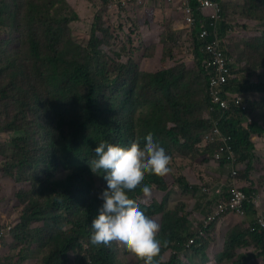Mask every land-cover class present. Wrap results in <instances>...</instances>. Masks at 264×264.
Wrapping results in <instances>:
<instances>
[{
	"label": "trees",
	"instance_id": "trees-1",
	"mask_svg": "<svg viewBox=\"0 0 264 264\" xmlns=\"http://www.w3.org/2000/svg\"><path fill=\"white\" fill-rule=\"evenodd\" d=\"M165 1L173 11L172 19L166 21L170 37L173 38L174 33L184 36L183 46L189 49L187 55L193 61L189 64L184 59L179 63L174 60L173 50L166 48L162 42L161 25L153 20L149 23L151 28L141 24L147 28L145 36L148 47L155 45L152 57H144L143 60H157L158 44H163L159 60L164 67L155 71L145 68L139 71L131 56L121 65L107 58L102 60V43L97 32H108V27L117 22V13L124 15V9L128 7L122 6L120 0L91 1L98 4L101 20L98 19L99 28L93 31L87 46L75 44L70 36V25L79 20V16L69 9L66 0H21V20L27 27L24 41L28 56L26 62L15 61L0 71V103H5L3 113L8 116L2 131L15 135L11 139L15 150L12 167L23 170L29 164V171L34 174L40 163L52 162L65 169L67 174L63 178H24L23 182L31 184V189L19 193L18 198L26 206L20 222L10 223L13 229L6 234L4 243H12L15 248V237H23V241H27L28 237L34 238L39 247L45 249L42 264H73L70 252L81 249L84 251L78 255L76 264H116V246L105 249L90 242L91 221L101 206L99 193L106 187V181L102 176L103 170L93 173L88 162L95 158L94 148L101 141L118 144L125 149L130 144H136L137 130L146 138L151 136L163 148L182 143L186 150L198 148L211 159L219 143H211L205 136L214 121L219 120L220 131L229 138L237 156L238 186L251 197L256 194V190L245 186V183L240 186L239 178L242 182L252 178L260 170V161L264 163L259 158L261 149H264V38L253 37L247 41L246 47L253 48L256 55L250 54L252 66L246 68V61L242 57L240 62L234 58L226 43L229 5L226 0H212L222 7L216 34L221 42L222 55L228 59L230 68L224 91L228 97L243 96L246 105L245 109L235 105L227 110L222 109L211 98L209 87L213 71L206 68L211 57L207 45L214 41L210 34L213 30L212 19L196 11L195 22L191 24L186 21L185 7L181 2ZM189 1L193 7L199 5L198 0ZM111 3L114 4L112 9L109 8ZM246 3L251 10L263 11L255 7H264V0H246ZM131 5L135 3L129 7ZM67 8L69 10L66 12ZM52 11L55 13L51 14ZM5 13L1 11L0 16ZM144 15L141 8L139 18ZM16 17H19L18 13ZM133 18H136L135 14ZM102 20L106 27H102ZM140 21L143 22L141 18ZM10 25L14 24L10 22ZM206 29L210 33L201 38L199 34ZM128 32L126 30V34ZM118 40H128L132 48L137 47L128 36L120 35ZM123 50L113 58H125ZM242 55L247 60L243 52ZM101 64L105 66L101 67ZM110 64L117 67V75H111L108 71ZM189 65L193 66L190 68ZM250 93L259 97L251 99ZM42 103H47L46 108L41 107ZM106 105L115 112L110 115ZM139 107L146 110L140 111ZM198 109L205 116L207 113V118L195 115ZM136 114L141 117V123L137 126L133 121ZM123 118H126L125 125ZM42 129L46 139L38 140ZM40 155L46 159L38 158ZM216 164L227 172L216 180L227 179L230 183L232 170L228 161H218ZM86 174H90L93 187L96 183L100 184L97 196L90 195L92 185L85 180ZM145 175L149 176L150 183L147 185L151 188L150 195L145 196L142 188L127 195L130 202L159 223L157 237L163 235L168 241L171 257L168 261L164 260L161 243L153 264H181L179 254L187 253L190 249L194 252L191 256L205 253L212 238L202 234L204 228L200 233H194L185 216L180 217L173 211L165 213V203L149 206L146 200L155 202L154 188L166 191L173 179V186L184 190L194 188L193 194L201 195L197 204L201 203L202 209L206 210L203 217L206 218L219 201L216 188L220 183L212 185L204 178L206 183L202 179V186L195 188L188 180L175 178L170 172L164 176ZM169 176L172 178L168 179ZM225 194L229 196L228 189ZM257 215L255 206L249 205L245 217L247 222L234 226L226 233L224 249L218 253L219 261L243 264L242 260L237 259L239 250L254 246L253 250L258 254H252V260L258 257L264 262V226ZM224 219L226 224L229 216L223 215L218 222ZM217 223L208 225L205 232L218 231L215 228ZM34 224L36 229L30 231ZM192 238L195 242L187 246ZM3 261L13 264L8 247L0 254V264Z\"/></svg>",
	"mask_w": 264,
	"mask_h": 264
},
{
	"label": "rangeland",
	"instance_id": "rangeland-1",
	"mask_svg": "<svg viewBox=\"0 0 264 264\" xmlns=\"http://www.w3.org/2000/svg\"><path fill=\"white\" fill-rule=\"evenodd\" d=\"M9 3H7V2ZM92 0H66L69 9H72L79 16V20L74 21L70 25V36L73 37L74 43H78L80 45L87 46L90 42L93 31L96 28H99V12L101 11L98 7V4L95 2H91ZM174 2L178 3V0H174ZM10 3H14L16 5H12ZM226 3L229 5L230 11L227 13L226 20L229 24V30L227 33V41L229 50L234 58H236L239 62L242 57L246 62V68L251 67L250 60L252 59L251 55H256V51L252 49H248L246 47L247 41L251 40V38L262 37L264 38V7H259L256 5L255 8H262L263 11L249 9V5L246 3V0H226ZM24 4V3H23ZM175 6V5H173ZM58 8H61L58 5ZM132 8V10H131ZM144 9L145 15L140 17L142 21H140V9ZM66 9V12L69 10ZM4 11L6 13L12 12L11 15L3 14L0 16V71L2 67H8V65L13 64L15 61L26 62L27 60V50L26 45V25L21 20V0H0V12ZM135 14L136 18H133V14ZM54 11L51 12V14ZM19 17H16V15ZM55 13V12H54ZM173 11L170 10V5L166 4L165 0H144L143 2L135 5L128 6V9H124V15H119L117 13V22L110 27H108V32H97L98 38L100 40L103 58L102 60H112L117 62V64L121 65L128 61V57L131 58L136 63L138 70L147 69L149 71L159 70L164 67V64L160 62V52L163 48V44H158V58L157 60L151 61L150 59L143 60L144 57H152L154 54V46L151 45L148 47L147 43H142L140 34L137 35L139 47L132 48L131 44L128 43V40H118L120 35H123L125 38L127 36L131 39V34L139 33L142 29V23L145 26H149L151 28L150 22L155 20L160 24V33L162 42L166 45V48L172 49L174 52V60L176 62H181L184 59L185 62L189 63L193 61V58L188 56L187 54L190 52L188 48H185L183 44L185 43L184 36L181 34L174 33V37H170V31L167 29V22L172 19ZM95 20V22H94ZM101 20V19H100ZM103 21V20H102ZM124 21V24L122 23ZM10 22L14 24L10 25ZM94 22V23H93ZM104 22V21H103ZM147 22V23H146ZM154 24V25H156ZM108 25V24H107ZM102 27H106V23L104 22ZM126 30L130 31V34H126ZM145 34V31H143ZM155 32V30H154ZM101 33L103 35H101ZM115 33L117 34L115 36ZM114 36H113V35ZM25 40V41H24ZM189 41L190 35H189ZM256 44V43H255ZM124 48L123 53H125V58H119L115 60L113 56H117L121 53V49ZM156 51V50H155ZM247 58V60L243 57ZM140 64V67L137 64ZM105 65L101 64V67ZM190 68L193 65H189ZM116 66L114 64H110L108 66V71H110L111 75H117ZM142 72V71H141ZM0 73V78H1ZM1 84V81H0ZM209 91V90H208ZM204 96H206V92H204ZM251 99H255V97H259L253 94H249ZM41 107L46 108L47 103L40 104ZM5 103H0V224L3 223L1 228L10 232L8 227L11 226L10 223L12 221H19L22 216L24 207L26 203H23L19 198V193L24 190H30L31 184L28 182H23L24 178L29 177H48L51 178H63L66 176L67 171L61 167H57L56 164L52 162H44L40 163V166L36 168L35 173L32 174L29 171V164L23 169H17L12 167L13 159H14V147L11 143V139L15 136L12 133L4 132L2 129L4 128L5 122L7 121V113L4 112ZM108 109V113L111 115L115 112V109L109 108V106H105ZM138 110H146L145 107H139ZM44 110L42 109V113ZM195 115L202 117L205 119L206 116L203 112L198 109ZM141 117L136 114L133 118L134 123L139 125L141 122ZM122 123L125 125L126 118H123ZM46 124L43 122V127ZM42 127V128H43ZM130 128V127H128ZM126 129V128H124ZM138 134L135 135V139H137L136 145L141 147L144 146V142L147 139L145 135L137 130ZM25 133H23V136ZM130 137V136H129ZM45 140L46 135L42 129L38 140ZM35 141H37L35 139ZM131 147V144L128 148ZM127 148V149H128ZM166 153L170 155V168L171 175L175 178H184L189 181L190 185L196 186L195 188L202 186L200 182L202 179L206 178L209 184H218L223 183L225 180L217 181L216 178H221L223 173H226L224 170L217 166L216 160L208 158V156L198 148L193 149V151L186 150L182 143L164 148ZM41 159H46V157H42L41 155L38 157ZM264 161V149H261V154L259 157ZM259 159V160H260ZM258 162V161H257ZM260 170H258L252 178L249 177L248 180L242 182L239 178V183H245L249 188L256 190V196L260 198V202L262 203L261 207L264 212V163L260 161ZM91 172V171H90ZM172 176H169L168 179H171ZM85 180L88 183H91V192L90 195L94 194L97 196L99 191V183H96L93 187L92 182L90 181V174L85 175ZM206 183V180L203 181ZM149 176L145 175L144 184H149ZM168 189L166 191H162L154 188L156 201H148L147 204L152 206H156V203H165V213H169L171 211L178 213V215L185 216L190 222L192 232H199L203 227V217L206 214V210L202 209L201 203L197 204L198 196L200 194H193L192 190H184L180 189L177 186H173V179L170 180L168 184ZM173 186V187H172ZM142 188V186H141ZM143 197V196H141ZM144 198V197H143ZM260 206V204L258 205ZM19 216V217H18ZM190 218V219H189ZM163 219V216H162ZM191 220V221H190ZM243 219L235 216H229V220L225 219L221 220L217 223L216 227L218 231H209L207 230L204 235H208L212 240L208 243L206 252L196 253L194 256H191L194 253L191 249L187 253L179 254L180 263L181 264H234L233 262H229L226 260L219 261L218 253H221L224 249V238L228 231H230L234 226L240 225ZM225 224V225H224ZM37 226V225H36ZM12 227V226H11ZM69 228V227H68ZM36 229L35 224L30 227V231ZM191 231V230H190ZM219 233V236H218ZM219 237V238H218ZM162 243V251L164 260L168 261L171 257L169 244L166 238L162 236H158ZM16 242L17 246L13 248L12 243L7 244L5 241L4 245H7L9 248V252L12 255L13 264H42V260L44 258L45 249L39 247L34 238L28 237L27 241H23V237L13 239ZM7 247L1 249V251H6ZM243 249L239 250V259L242 260L243 264H264L262 259L258 257L252 260V254H258V252L254 251V246L248 248L247 246L241 247ZM245 248V249H244ZM84 249L79 251L70 252V258L73 264H76L77 257L79 254H82ZM116 254V264H143L142 259H138L136 256L129 252H125L120 248H115ZM184 255V256H183ZM2 261V260H1ZM2 264H10L6 262H2Z\"/></svg>",
	"mask_w": 264,
	"mask_h": 264
},
{
	"label": "clouds",
	"instance_id": "clouds-1",
	"mask_svg": "<svg viewBox=\"0 0 264 264\" xmlns=\"http://www.w3.org/2000/svg\"><path fill=\"white\" fill-rule=\"evenodd\" d=\"M94 153L95 158L88 162L90 169L93 173L103 170L106 187L99 193L102 203L91 221L90 242L105 249L116 246L142 259L144 264H153V258L161 249V241L157 237L160 225L138 205L130 202L127 194L142 186L145 196H149L151 188L144 184L145 174H168L171 171L170 155L151 136L145 140L142 148L133 144L125 149L118 144L101 141L94 148ZM255 209L260 220V210ZM228 216L247 222L246 218L237 214Z\"/></svg>",
	"mask_w": 264,
	"mask_h": 264
},
{
	"label": "built area",
	"instance_id": "built-area-1",
	"mask_svg": "<svg viewBox=\"0 0 264 264\" xmlns=\"http://www.w3.org/2000/svg\"><path fill=\"white\" fill-rule=\"evenodd\" d=\"M144 0H120L122 6L128 7L131 3L139 4ZM199 5L193 7L189 0H178L185 7L186 21L194 24L195 10L215 8L216 11L212 15V24L213 30L210 33L207 29L200 33V37H206L209 33L214 37V41L207 45V50L211 53L210 61L207 63L206 68L213 71V76L210 80V95L213 102L219 105L222 109H230L235 106H242L245 109L244 98L241 95L236 97H228L224 91V86L227 84L230 68L229 61L226 56L222 55L220 50L221 42L217 36L219 22H220V6L212 0H198ZM114 4L111 3L109 8L112 9ZM208 133L205 136V139L211 143H219L217 149L214 151L212 158L216 161H228V166L231 168V182L223 181V183L216 188V194L219 195V201L215 205L214 209L208 214L204 221V229L208 228V225H211L214 222H217L223 215L228 214H237L243 218L247 215V210L249 205H254L260 210V223L264 226V212L262 210V203L260 198L256 195L249 196L247 192L242 190L238 186L237 174L239 167L237 164V156L233 146L230 143L229 138L224 136L219 129V120H215L213 127L207 131ZM237 167V168H236ZM226 189L229 190V196H226ZM260 204V206H258ZM11 225V224H10ZM12 226V225H11ZM8 227V230H12L13 226ZM7 230L4 228L0 229V254L2 253L1 249L4 248V238L7 234ZM203 234V232H202ZM194 239L190 241V244L194 243Z\"/></svg>",
	"mask_w": 264,
	"mask_h": 264
},
{
	"label": "crops",
	"instance_id": "crops-1",
	"mask_svg": "<svg viewBox=\"0 0 264 264\" xmlns=\"http://www.w3.org/2000/svg\"><path fill=\"white\" fill-rule=\"evenodd\" d=\"M215 2V1H214ZM219 6H220V10H221V14H220V17H221V15H222V7H221V5H220V3H218V2H216ZM196 11H200V12H202V14L204 15V16H208V18H212V15L215 13V11H216V9L215 8H208V9H201V10H195V12ZM194 12V13H195ZM195 17V16H194ZM148 28V27H147ZM146 27H142V29L140 30V32L138 33H133V34H131V39H133L134 40V46H137V47H139V44H138V38H137V35H139L140 34V36H141V40H142V43H147V41H146V36H145V34H143L144 32L143 31H146V29H147ZM219 238V237H218Z\"/></svg>",
	"mask_w": 264,
	"mask_h": 264
}]
</instances>
